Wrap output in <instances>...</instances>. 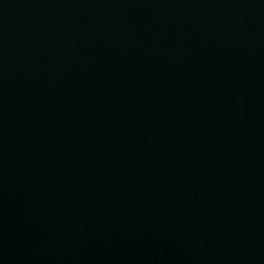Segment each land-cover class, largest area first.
Returning <instances> with one entry per match:
<instances>
[{"label": "water", "instance_id": "water-1", "mask_svg": "<svg viewBox=\"0 0 264 264\" xmlns=\"http://www.w3.org/2000/svg\"><path fill=\"white\" fill-rule=\"evenodd\" d=\"M0 264H264V0H0Z\"/></svg>", "mask_w": 264, "mask_h": 264}]
</instances>
